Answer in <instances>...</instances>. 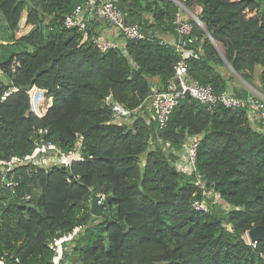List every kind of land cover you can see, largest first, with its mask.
<instances>
[{"label":"trees","instance_id":"16d2710c","mask_svg":"<svg viewBox=\"0 0 264 264\" xmlns=\"http://www.w3.org/2000/svg\"><path fill=\"white\" fill-rule=\"evenodd\" d=\"M176 2L196 11L212 39L187 20L192 31L183 39L197 54L187 60L188 77L217 95L264 102L235 75L264 96V0ZM176 2L115 0L125 22L144 37L102 53L83 32L63 25L86 0H0V97L8 86L17 88L0 101V160L29 155L42 141L64 153L79 145L69 164H28L8 174L17 184L15 201L39 212L6 208L0 185L4 264H52L49 243L77 227L66 251L72 264H264V243L253 248L244 239L264 226V120L252 121L247 108L190 97L179 101L164 127L153 113L143 114L152 94L167 90L181 59ZM24 11L32 28L18 37ZM92 20L89 38L101 35L93 24L102 19L95 13ZM44 65L48 71L36 77ZM30 84L51 99L41 117L20 90ZM111 95L133 112L121 127L111 123L112 106H104ZM190 139L198 140L196 172H177L174 162ZM197 177L219 195L217 203L210 205ZM92 193L104 203L100 217L90 213ZM201 199L209 212L192 207Z\"/></svg>","mask_w":264,"mask_h":264},{"label":"built area","instance_id":"2783aa9c","mask_svg":"<svg viewBox=\"0 0 264 264\" xmlns=\"http://www.w3.org/2000/svg\"><path fill=\"white\" fill-rule=\"evenodd\" d=\"M95 13L99 15L108 27L112 28L120 41L102 34L99 36H91L90 38L88 37L86 32L87 22L92 20V16ZM177 16L174 21L176 32L179 35L176 47L177 51L180 53L181 59L174 67V78L169 82L167 90L162 93H154L150 97L149 111L153 113L159 127H164L166 125L172 110L178 105L179 101L185 97H190L201 104L209 106L220 104L225 108L233 110L247 108L250 119L253 118V120L258 121L264 120V102L260 101V99L252 96L247 97L246 99H240L233 96L228 91H224L217 95L214 93L211 85L201 84L188 77L187 60L190 58H197V54L187 47V42L183 38L191 34L192 24L187 20L178 18ZM63 25L67 29L75 28L77 31L83 32L84 39H89L92 45L102 53L108 50L123 49V40H140L144 37L137 25L125 22L122 12L115 4V0H86L84 5L77 6L72 14L65 17ZM18 67L19 63L15 62L11 66L10 72L15 73ZM16 91L17 88L8 86L3 91L0 101H5ZM28 94L31 101V112L34 113L33 108L36 88L32 87L31 90L28 91ZM111 106L113 114L111 120L112 124L121 127L126 122L130 121L133 114L132 111L116 102ZM251 114L253 115L252 118ZM35 115L38 116L37 114ZM197 145V139H190L189 142L183 145L181 151L178 153L177 160L174 162V167L177 172L185 174L196 172L195 154ZM78 149L79 145H76L73 151L64 153L54 144L44 142L43 144H39L29 155L23 157L13 156L8 160H0V185L4 188L2 182L3 180H7L5 187L10 189L11 194L14 197L17 184L13 181L11 176H8L13 169L28 164L35 165L38 157L46 156L48 154H54L59 160L58 164H69L71 161L75 160L78 155ZM195 185L202 189L204 196H212L213 200L210 202V205L219 201V195L215 193L214 189H208L198 177L195 181ZM22 199L28 201L30 196L25 195ZM192 207L196 211L204 213L209 212V203H207L205 199L194 200ZM79 230L80 228L77 227L71 233L54 238L49 243V248L53 252L51 259L52 264L64 263V255L67 251V245H69L70 241L75 237ZM244 239L249 246L253 248L256 246L255 242L251 243L249 241L246 234ZM0 264H4L2 259L0 260Z\"/></svg>","mask_w":264,"mask_h":264},{"label":"water","instance_id":"95a60500","mask_svg":"<svg viewBox=\"0 0 264 264\" xmlns=\"http://www.w3.org/2000/svg\"><path fill=\"white\" fill-rule=\"evenodd\" d=\"M175 1V0H173ZM176 2V1H175ZM177 3V2H176ZM178 4V3H177ZM197 23L203 28L205 34L207 35V37L212 41L211 36L209 35V33L207 32V30L202 26V24L198 21V19L196 18ZM225 63L227 64V66L230 68V70H232L231 66L225 61ZM51 65V64H50ZM49 68V65H44L43 67H41L35 74L36 77H39L40 75H42L43 73L47 72ZM233 71V70H232ZM234 72V71H233ZM235 74V73H234ZM237 76V78L244 82L237 74H235ZM176 82V80H175ZM245 83V82H244ZM32 88V84L22 87L20 88V90H24V91H30ZM115 103V99L114 97L111 95L107 101L104 103V106H111ZM44 143V141H42V144ZM7 183V180H3L2 184L4 186L3 188V195H2V199L5 201V207L8 208L9 206H17V207H26L27 209H32L35 211L39 212V209L33 205H25L22 206L21 204L17 203L14 199V197L11 194V191L9 188L5 187ZM103 209H104V203L101 201V198L96 195L95 193H92L91 195V200H90V213L94 216V217H100L103 214ZM121 228L123 231L126 230V225L123 224L121 225ZM249 241L251 243H264V226H255L253 227L251 230H249L246 233ZM68 253H65L64 255V263L63 264H72L69 262L68 260Z\"/></svg>","mask_w":264,"mask_h":264},{"label":"crops","instance_id":"0c3cea01","mask_svg":"<svg viewBox=\"0 0 264 264\" xmlns=\"http://www.w3.org/2000/svg\"><path fill=\"white\" fill-rule=\"evenodd\" d=\"M25 20H26V12L24 11L23 15L21 17V20L19 22V28H18L17 34H19V32H20V34L18 37L27 34L28 32H30V30L32 28L30 25H27L25 23ZM97 21H99V20H97ZM93 26L95 27L94 30L101 32L102 35H105L107 37H111L115 40L120 41V39L116 36L114 31L112 30V28L108 27V25L106 23H104L102 20L99 21L98 25L93 24ZM164 39L168 43L173 42L171 37H169V38L167 37ZM40 101L45 103V109L44 110H42L40 107V103H39ZM50 105H51V99L46 96V93L42 90L36 89V94H35V98H34V108H33L34 113L37 114L38 116H42V115H44L46 110L50 107ZM77 157H78V155L76 156L75 159H77ZM58 163H59V160L54 156V154H48L46 156L38 157L35 165H39L41 167H49L51 165L58 164Z\"/></svg>","mask_w":264,"mask_h":264},{"label":"rangeland","instance_id":"374dc122","mask_svg":"<svg viewBox=\"0 0 264 264\" xmlns=\"http://www.w3.org/2000/svg\"><path fill=\"white\" fill-rule=\"evenodd\" d=\"M176 1V0H175ZM178 6H179V11H178V18H181V19H184V20H194L196 21V18H197V13L196 11H191L187 8H185L182 4L178 3ZM20 34V32H19ZM19 34H17V36H19ZM241 83L247 87L248 89H250V91H252V93L254 95H257L258 97L262 98L264 100V96L261 95L255 88H253L252 86L248 85L247 83H244L241 81ZM149 105H150V100H148V102L146 103V105L143 107L144 111L143 112V109H142V112L144 115H147L148 113H150L149 111ZM152 113V112H151ZM253 117V115L251 114V118ZM253 121V118L251 119ZM264 125V122L262 123ZM245 237V236H244Z\"/></svg>","mask_w":264,"mask_h":264},{"label":"bare ground","instance_id":"6f19581e","mask_svg":"<svg viewBox=\"0 0 264 264\" xmlns=\"http://www.w3.org/2000/svg\"><path fill=\"white\" fill-rule=\"evenodd\" d=\"M39 103H40V107H41V109L44 110V109H45V103L42 102V101H40Z\"/></svg>","mask_w":264,"mask_h":264}]
</instances>
